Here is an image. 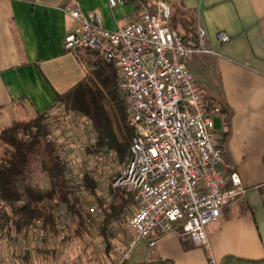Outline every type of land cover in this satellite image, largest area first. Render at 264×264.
<instances>
[{
  "label": "crops",
  "instance_id": "0c3cea01",
  "mask_svg": "<svg viewBox=\"0 0 264 264\" xmlns=\"http://www.w3.org/2000/svg\"><path fill=\"white\" fill-rule=\"evenodd\" d=\"M167 1L171 15L192 20L196 39L197 27L205 30L210 51L196 52V81L205 100L226 115V129L221 116L212 115L223 132L218 167L236 171L244 186L206 225L209 254L216 264H264V0ZM143 4L152 9V0L113 7L107 0H0V130L50 109L58 94L83 86L96 67L110 63L93 49L64 48L65 34L79 26L68 9H98L103 26L115 30L136 18ZM170 18L171 28L190 37L179 18ZM218 31L229 39L220 41ZM114 244L109 255L124 243ZM209 254L188 235L168 232L151 246L137 244L126 264H211Z\"/></svg>",
  "mask_w": 264,
  "mask_h": 264
},
{
  "label": "built area",
  "instance_id": "2783aa9c",
  "mask_svg": "<svg viewBox=\"0 0 264 264\" xmlns=\"http://www.w3.org/2000/svg\"><path fill=\"white\" fill-rule=\"evenodd\" d=\"M107 2L113 7L124 0ZM68 13L79 26L65 34L64 48L93 49L113 65L132 129L129 157L120 163L113 149L97 148L89 118L66 112L58 102L49 109L62 114L59 119L50 114L49 139L71 182L80 181L86 172L96 181L94 193L105 201L109 186H123L133 194L126 217L130 236L104 264H122L137 244L146 241L151 246L168 232L188 235L209 254L206 225L221 217L244 186L236 171L225 173L218 167L223 150L212 115L221 116L225 129L226 115L218 106L206 108L188 67L193 53L210 51L205 30L197 27L195 47L186 44L168 25L167 0H152V9L141 5L136 18L115 30L103 26L98 9L75 6ZM217 37L222 42L229 39L223 31Z\"/></svg>",
  "mask_w": 264,
  "mask_h": 264
},
{
  "label": "trees",
  "instance_id": "16d2710c",
  "mask_svg": "<svg viewBox=\"0 0 264 264\" xmlns=\"http://www.w3.org/2000/svg\"><path fill=\"white\" fill-rule=\"evenodd\" d=\"M176 14H172L170 20L179 18L190 37H187V33L178 34L186 44L195 47L197 39L192 20H184L179 15L176 17ZM104 66L96 67L83 86H75L70 91L58 94L57 102L66 109L89 115L97 133V148L113 149L116 160L122 163L129 157L132 129L126 123L127 106L116 87L114 67L111 63L107 64V68ZM104 68L106 71H103ZM205 101L208 110L217 106L211 99ZM48 114L49 109L26 119H14L0 130V203L11 206L2 216L4 223L10 221V229L16 234L35 222H39L45 230H55L49 204L54 199L77 213L81 224L89 216L86 214L87 217H83L77 212L80 205L72 188L76 186L67 177L64 162L54 152V144L49 139ZM36 159H39L41 169L49 177L50 185L44 190H37L25 183L30 165ZM79 185L94 194L96 181L86 172L82 173ZM108 196V201L94 196L99 215L98 232L106 245L111 223L123 219L134 204L132 192L123 186H109ZM18 201L22 203L12 206ZM170 263V260H160L151 264Z\"/></svg>",
  "mask_w": 264,
  "mask_h": 264
},
{
  "label": "rangeland",
  "instance_id": "374dc122",
  "mask_svg": "<svg viewBox=\"0 0 264 264\" xmlns=\"http://www.w3.org/2000/svg\"><path fill=\"white\" fill-rule=\"evenodd\" d=\"M195 57L196 53H193L192 59L188 61V66L196 78ZM62 109L80 116L85 115L93 125L89 115L73 109H66L64 106ZM50 114L49 112L47 121ZM51 115L59 119L58 116L62 114L52 113ZM17 118H21L20 115ZM215 131L217 143L220 146V135L223 132L216 125ZM25 183L37 190L49 187L48 174L41 169L39 159L31 163ZM79 183L80 181L76 179L72 183L76 187L72 188L80 205L77 212L81 213L83 217H87L86 214L89 215L83 224H81L77 213L54 199L49 204L54 216L55 230H45L35 222L20 234H16L10 229V221L4 223L5 218L2 216V213L6 210L9 211L11 206H3L0 203V223H2L0 226V264H104L109 257L114 256V252L111 255L108 254L112 251L114 243L123 244L130 236L126 217L131 211L127 212L123 219L111 223L108 245H106L98 232L99 215L94 197L96 195L83 189ZM21 203L22 201H18L12 206Z\"/></svg>",
  "mask_w": 264,
  "mask_h": 264
}]
</instances>
